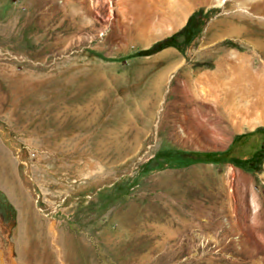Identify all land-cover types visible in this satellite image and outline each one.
<instances>
[{"label":"rangeland","instance_id":"obj_1","mask_svg":"<svg viewBox=\"0 0 264 264\" xmlns=\"http://www.w3.org/2000/svg\"><path fill=\"white\" fill-rule=\"evenodd\" d=\"M173 3L143 35L139 0H0L5 264H264V122L219 114L196 134L172 92L232 52L263 90L264 0ZM71 115L87 127L58 133Z\"/></svg>","mask_w":264,"mask_h":264},{"label":"bare ground","instance_id":"obj_2","mask_svg":"<svg viewBox=\"0 0 264 264\" xmlns=\"http://www.w3.org/2000/svg\"><path fill=\"white\" fill-rule=\"evenodd\" d=\"M139 1H140L141 6L139 9H136L135 14L136 13L138 14V12L139 13L144 12V14L147 15V18L145 20V27L143 28V35L146 34V29L149 27V25H151V20H153V17H150V16H153L156 13V8L159 4H162L165 7L168 4L174 5L173 3L174 0H139ZM223 1L224 0H212V3L220 4ZM238 1L240 2L241 5L250 6V4L255 0H238ZM162 5H159V6H162ZM164 24L163 25L168 30L173 27L172 24L169 22L168 23L164 22ZM153 27H154V24H153ZM231 63L233 64L232 65L233 67L231 70H229L226 67V64H224L223 62H219L218 68L216 71H206L195 78L193 75H195L196 73L193 74L192 70L190 72H185L182 75L181 73L179 74L177 72L173 76V81L183 82V88H180L179 86H175L172 88V92L174 93V96L176 97V102L184 104L185 107H187L188 109L189 107H193V112L195 116H197L198 119L199 117H203L206 120V122L204 123L202 122L200 124H195V129L193 128V131L196 132V134H197V131L203 128L205 125H212L215 122L214 117H216V115H219V114L220 115L223 114L224 116L229 117L232 120V122L235 123V125H237L238 127H240L243 124L245 125V123L251 127H254V125L257 122L258 123L264 122V89L258 90V84H259L258 82L260 78L258 77V75H256L255 71L253 70V67L251 65L252 60L243 55H239L237 52H232L231 53ZM175 68H176V65L172 66V69H175ZM167 73L160 74L152 82V90L150 92V98L152 97L153 101L151 100L152 103L149 108H152L154 104L156 105V103L160 101L159 99L163 93L162 92V81H164V78L168 75ZM181 77H184V79L180 80ZM251 84L252 86H250ZM198 98L201 101L198 100ZM203 101L208 102V104L202 103ZM163 109H164V103L161 109L162 112H163ZM167 111H170V110L166 109L164 112H167ZM74 112L78 113V111H74ZM81 112L83 113L84 111L81 110ZM56 114H59V113H56ZM80 116H81V113H80ZM161 116H162V113H161ZM75 117L76 115L72 118L73 120H69L68 116L65 117V119L67 118L69 121L65 120L66 122H64V124L57 122L58 123L57 132L63 133L64 131L70 132V131H75V130H78L79 132L80 131L83 132L84 131L83 128H86L87 126L86 127L82 126V123H81L82 121H80L81 117H79V115H78L79 120L78 119L74 120ZM86 117H88V115ZM57 118L55 117V119ZM60 118H62V116ZM82 118L84 119L85 117L83 116ZM58 121H60V119ZM164 122H165L164 127L167 128L168 122L167 123L166 121ZM80 123L82 127L79 125ZM177 131H178V138L181 140H185V138H187L190 134V128L188 129V126L184 124H178ZM0 181L4 182V184L6 185V158L1 157V156H0ZM22 196H23L22 194L16 195L15 198H17L18 201H21L23 198ZM5 263L6 261L4 259L3 253L0 250V264H5Z\"/></svg>","mask_w":264,"mask_h":264},{"label":"trees","instance_id":"obj_3","mask_svg":"<svg viewBox=\"0 0 264 264\" xmlns=\"http://www.w3.org/2000/svg\"><path fill=\"white\" fill-rule=\"evenodd\" d=\"M191 18H192V15H191V16L189 17V19L187 20L186 25L190 22ZM258 154H260V150H258V151L255 153V155H253L252 157H250V158H246V159H243L242 161H243L244 163L250 162V161H252L253 158H254L256 155H258ZM238 160L241 161V159H238Z\"/></svg>","mask_w":264,"mask_h":264}]
</instances>
